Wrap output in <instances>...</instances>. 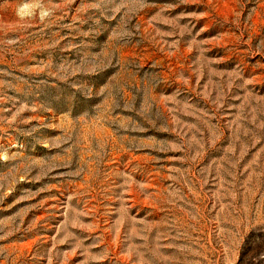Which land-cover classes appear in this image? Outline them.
Wrapping results in <instances>:
<instances>
[{"label": "rangeland", "instance_id": "obj_1", "mask_svg": "<svg viewBox=\"0 0 264 264\" xmlns=\"http://www.w3.org/2000/svg\"><path fill=\"white\" fill-rule=\"evenodd\" d=\"M0 264H264V0H0Z\"/></svg>", "mask_w": 264, "mask_h": 264}]
</instances>
